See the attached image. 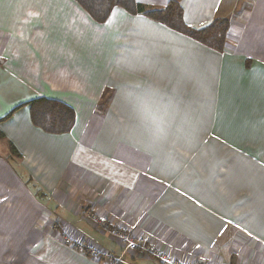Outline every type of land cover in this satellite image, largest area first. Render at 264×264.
<instances>
[{"label": "crops", "instance_id": "crops-1", "mask_svg": "<svg viewBox=\"0 0 264 264\" xmlns=\"http://www.w3.org/2000/svg\"><path fill=\"white\" fill-rule=\"evenodd\" d=\"M177 1L190 28L227 20L223 50L118 6L0 0V264H163L97 220L183 264H264V0ZM36 98L71 129L35 126Z\"/></svg>", "mask_w": 264, "mask_h": 264}, {"label": "trees", "instance_id": "trees-1", "mask_svg": "<svg viewBox=\"0 0 264 264\" xmlns=\"http://www.w3.org/2000/svg\"><path fill=\"white\" fill-rule=\"evenodd\" d=\"M96 22L103 23L111 10L118 6L130 14L148 16L167 27L183 33L200 43L217 50L225 47L228 22L216 19L207 27L193 29L183 21L181 7L177 0H169L162 9H147L136 0H75ZM30 117L33 124L45 132L53 134L67 133L73 124L74 112L68 106L45 98H36L29 103ZM11 151L15 149L11 146Z\"/></svg>", "mask_w": 264, "mask_h": 264}, {"label": "built area", "instance_id": "built-area-1", "mask_svg": "<svg viewBox=\"0 0 264 264\" xmlns=\"http://www.w3.org/2000/svg\"><path fill=\"white\" fill-rule=\"evenodd\" d=\"M101 228L107 232L111 237L117 239L123 246V252L125 251H137L140 254H145L151 257H154L161 261L163 264H183L181 262L172 261L166 254L161 252L153 243H151L148 238L143 235L138 238H132L126 230L115 228L109 225L106 221L97 220ZM66 243L70 242L69 239L65 240ZM78 249L88 253L93 258L101 257V252L92 248L88 245L78 243L76 244ZM122 256V254H121ZM121 256L118 257H109L111 261L116 264L121 261ZM191 264H199L197 261L192 262Z\"/></svg>", "mask_w": 264, "mask_h": 264}, {"label": "rangeland", "instance_id": "rangeland-1", "mask_svg": "<svg viewBox=\"0 0 264 264\" xmlns=\"http://www.w3.org/2000/svg\"><path fill=\"white\" fill-rule=\"evenodd\" d=\"M9 154L11 153V149H9ZM12 155V154H11ZM17 170H19L20 171V167L17 165Z\"/></svg>", "mask_w": 264, "mask_h": 264}]
</instances>
